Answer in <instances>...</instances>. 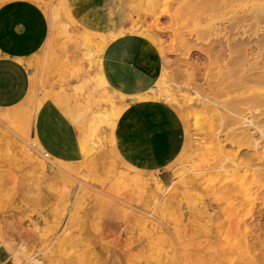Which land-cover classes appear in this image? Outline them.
Listing matches in <instances>:
<instances>
[{
  "label": "rangeland",
  "instance_id": "obj_1",
  "mask_svg": "<svg viewBox=\"0 0 264 264\" xmlns=\"http://www.w3.org/2000/svg\"><path fill=\"white\" fill-rule=\"evenodd\" d=\"M13 4L24 5L21 18L32 20L45 41L52 32L45 56H36L32 79L44 80L50 69H64V62L76 59L70 83L84 82L93 74L88 58L96 47L83 43L82 35L133 24L155 28L162 69L154 91L172 87L189 113L180 112L183 147L163 185L177 182L159 202L157 184L126 178L158 175L121 164L106 123L81 172L86 185L78 194L62 178L38 175L26 160L0 156V264H264V185L252 183L250 168L220 170L243 159L245 148L236 146L241 123L216 124L203 108L209 99L224 112L234 110L230 103L237 93L219 90L222 75L233 82L244 71H264V0H0V18ZM111 96L115 102L106 103L108 111L120 104ZM86 98L83 93L77 102ZM249 107L242 114L264 119V105ZM25 120L18 112L0 125L30 143ZM76 166L68 165V175L72 170L70 176H79ZM191 169L200 172L187 174Z\"/></svg>",
  "mask_w": 264,
  "mask_h": 264
},
{
  "label": "crops",
  "instance_id": "obj_2",
  "mask_svg": "<svg viewBox=\"0 0 264 264\" xmlns=\"http://www.w3.org/2000/svg\"><path fill=\"white\" fill-rule=\"evenodd\" d=\"M0 18V108L17 103L26 96L36 59L44 45V35L22 19L24 5H8ZM38 31V32H37ZM73 58L80 57L74 47ZM162 69L161 56L154 41L135 33L122 34L104 48L100 55L103 82L126 107L115 120L111 149L128 167L144 173H155L166 183L170 166L183 147L184 121L168 102L154 98L153 91ZM43 84V83H42ZM10 91L12 101H5ZM20 97H16V93ZM83 93L63 90L49 97L38 110L31 136L43 150L56 158L80 160L81 150L75 127L79 111L77 102ZM10 100V99H8Z\"/></svg>",
  "mask_w": 264,
  "mask_h": 264
},
{
  "label": "bare ground",
  "instance_id": "obj_3",
  "mask_svg": "<svg viewBox=\"0 0 264 264\" xmlns=\"http://www.w3.org/2000/svg\"><path fill=\"white\" fill-rule=\"evenodd\" d=\"M103 4V0H101ZM105 4V0H104ZM100 8V7H99ZM96 13L98 12L95 11ZM66 34V28L62 29ZM157 30L153 27H144L142 25H129L127 28H114L108 27L96 32H93L89 35H82V41H87V45L89 43L94 44L96 47L93 54L88 58V64L90 67L94 68L93 74L91 72L90 77L87 78L84 82H74L70 83V79L74 78V75L77 73V69L79 67L78 61L68 59L66 63L64 62V69L60 67L52 68L49 71V74L44 77V80L41 78L31 79L28 87V92L26 96L22 98L18 103V97H20L19 93H16V97L18 98L15 101V104H12L6 108H0V118L3 119L0 121L7 122V120L13 119L18 112H23L25 114V127L31 129L35 116L40 109L41 105L52 95L61 92L63 90H67L69 88L81 92L87 93V98L81 104L80 109L75 118V127L79 137V147L81 150V159L78 161L68 162L49 154L45 155V151L43 147L40 145L39 141L36 138H32L31 142L23 140L22 136L18 132L14 131H6L4 125H0V141L2 142L0 146V150L2 149L1 157H9L10 159L16 158L18 160H26L30 162L35 168L38 175L42 177H58L63 180L65 183L70 184L71 187H74L75 193L81 190L83 185H86L81 178V172L83 169H87L89 167V162L91 160L92 151L97 148L99 145V140L97 133L99 132L102 123H106L108 125L109 130V143L111 147V137L112 130L115 123V120L118 118L120 113L126 107L127 102L120 99V97L112 91L102 80L100 76V55L104 48L108 45L116 37L125 34V33H135L141 34L152 41H159L160 37L156 32ZM52 36V32L48 34V38L44 43V47L42 46L39 53L45 56L44 48H48ZM84 43V41H83ZM29 65H36V59L29 61ZM68 70L70 75H67L64 71ZM72 76V77H71ZM228 77V76H227ZM226 74L222 75L221 78L217 80V86H221L219 90L226 91L230 90L233 93H237L234 95L231 101V107L234 110H229L225 108V112L223 111V105L218 103L217 101H210L209 99L203 102V108L205 109L204 113L212 120H214L219 124H222L227 120L238 121L241 123L240 136L236 141V146L244 147L245 150L242 153L243 159H238L234 162L232 167H225L224 165L220 166V170H240L244 167L251 169V177L252 183L257 186L264 185V119L256 120L254 118H250L247 115L242 114L245 110H250V105H264V71H256L250 72L247 74L246 71L243 72V75L239 78L238 81L227 82ZM43 83V84H42ZM225 83V85H224ZM250 83L254 84V86H250ZM42 85V86H41ZM253 88V89H252ZM250 89L253 92H250ZM2 92L5 93V101H12L10 98V91H6L1 89ZM111 94L115 95L119 99V105L115 108L106 109V103L113 104L114 98ZM154 98H165L169 100L177 112L181 115H187L185 108V101L181 100V96L177 94L172 87H168L164 91H153ZM10 99V100H8ZM117 99V100H118ZM184 99V98H183ZM211 102V103H210ZM208 103V104H207ZM21 106L23 107L21 109ZM187 107V106H186ZM20 109V110H19ZM181 112V113H180ZM189 113V112H188ZM232 113V114H231ZM236 115V116H235ZM182 117V116H181ZM224 124V123H223ZM218 139V138H217ZM219 141V147L221 141ZM36 148H41V153L45 157V159H41L36 150ZM112 150V149H111ZM113 156L124 166L128 167L121 159L117 156L116 152L112 150ZM250 161L252 163H250ZM197 161L194 163L197 164ZM254 162V163H253ZM70 164H78V166L74 167V169L79 171V176H74L75 172L70 171V175H68V165ZM132 169V168H130ZM134 170V169H132ZM87 171V170H86ZM135 171V170H134ZM85 172V171H84ZM139 173L140 171H135ZM187 174H195L199 173L200 170L191 169V171L187 170ZM147 174V173H145ZM70 179V182L67 180ZM128 181L136 184H157L156 190L154 191L155 196L163 199L168 193L173 192L176 179L172 181L168 186L163 185L164 183L159 179V177L154 176L152 178L142 177V176H127ZM73 181H77V185L74 184ZM117 200V199H116ZM106 206V203H102V209ZM1 258V255H0ZM3 259V258H2Z\"/></svg>",
  "mask_w": 264,
  "mask_h": 264
},
{
  "label": "built area",
  "instance_id": "obj_4",
  "mask_svg": "<svg viewBox=\"0 0 264 264\" xmlns=\"http://www.w3.org/2000/svg\"><path fill=\"white\" fill-rule=\"evenodd\" d=\"M48 153L45 151V155H47Z\"/></svg>",
  "mask_w": 264,
  "mask_h": 264
}]
</instances>
